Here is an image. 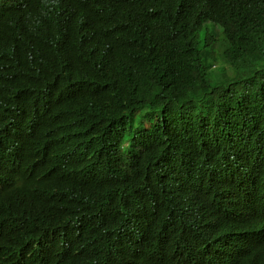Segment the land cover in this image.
Returning <instances> with one entry per match:
<instances>
[{"label":"trees","instance_id":"obj_1","mask_svg":"<svg viewBox=\"0 0 264 264\" xmlns=\"http://www.w3.org/2000/svg\"><path fill=\"white\" fill-rule=\"evenodd\" d=\"M257 154L264 178V0H0V264H39L20 257L27 237L50 264L138 262L145 239L113 250L107 205L162 209L196 196L208 163L233 162L243 169L222 172L207 232L222 255L193 241L178 264H264V237L255 255L225 243L228 202L251 191ZM90 173L104 176L103 196ZM49 204L74 214L42 236Z\"/></svg>","mask_w":264,"mask_h":264},{"label":"clouds","instance_id":"obj_2","mask_svg":"<svg viewBox=\"0 0 264 264\" xmlns=\"http://www.w3.org/2000/svg\"><path fill=\"white\" fill-rule=\"evenodd\" d=\"M15 121V119L10 120V130ZM226 147L234 150L230 144ZM129 152L130 148L124 152H107L108 161L110 163L123 162ZM260 168V156L257 154V163L254 167L247 169L252 185L251 191L232 195L228 202L230 212L237 220L236 223L232 224V230L226 238L225 243L230 246L228 255L234 253L240 244L245 245L255 255L257 250L252 244L264 237V178L258 175ZM205 169L209 173L205 184L199 186L196 196L190 199L184 193L180 197L174 198L172 203L165 205L162 209L147 213L145 212L146 208L151 207L150 205L154 203L147 202L142 206L136 205L134 207L107 205L108 213H110V227L119 226L117 237L112 243L113 250L116 247H130L139 243L134 239L142 236L148 247L144 248L140 260L132 264H178L180 258H185L184 254L189 250L193 241H197L208 250L222 255L220 252H215L207 237L211 211L225 194L228 174H222V172L230 173L231 178L243 168L233 162L230 164L208 163ZM141 175H147L150 178L152 176L159 177L157 171L149 169L147 166L141 170ZM160 177L165 181L174 180L171 171L162 173ZM86 178V184L92 191V197L96 196V192L103 196L104 176L90 173ZM204 179L205 177L201 178V180ZM169 192L168 189L162 190L160 199ZM33 200L34 196L29 192L26 200L29 209L34 205ZM17 204L18 200L15 207H11L10 211L13 215L20 216ZM73 214L74 208L62 204H49L39 207L36 222L42 228V236L49 226L62 225L71 221ZM42 223H45L46 226H43ZM18 250L20 257L25 259L35 257L39 264H50L49 257L38 250L37 242L32 237H27L26 241L18 247ZM110 260H115L119 264H128V258L120 259L116 254L114 259L104 258L103 264H108Z\"/></svg>","mask_w":264,"mask_h":264},{"label":"rangeland","instance_id":"obj_3","mask_svg":"<svg viewBox=\"0 0 264 264\" xmlns=\"http://www.w3.org/2000/svg\"><path fill=\"white\" fill-rule=\"evenodd\" d=\"M214 30H216V29L214 28ZM213 33L216 35L217 32L214 31ZM221 63H222V61L219 59L218 62L215 64V68H217L218 66H220ZM227 67H228V66H227ZM215 68H214V69H215Z\"/></svg>","mask_w":264,"mask_h":264}]
</instances>
